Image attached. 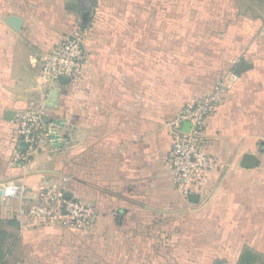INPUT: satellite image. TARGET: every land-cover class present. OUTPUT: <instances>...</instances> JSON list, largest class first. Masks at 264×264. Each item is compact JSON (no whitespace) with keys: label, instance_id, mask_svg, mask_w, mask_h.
<instances>
[{"label":"crops","instance_id":"crops-1","mask_svg":"<svg viewBox=\"0 0 264 264\" xmlns=\"http://www.w3.org/2000/svg\"><path fill=\"white\" fill-rule=\"evenodd\" d=\"M249 11L242 0H0V214L7 239L15 235L8 263L239 264L249 249L236 226L250 201H264V15ZM77 28L88 52L80 79L47 84L42 60ZM241 62L253 67L205 121L216 167L191 203L167 161V124ZM24 111L42 114L47 127L28 161L16 122ZM246 154L257 168H242ZM12 184L21 196L5 192ZM46 188L90 206L95 228L34 217Z\"/></svg>","mask_w":264,"mask_h":264},{"label":"built area","instance_id":"built-area-1","mask_svg":"<svg viewBox=\"0 0 264 264\" xmlns=\"http://www.w3.org/2000/svg\"><path fill=\"white\" fill-rule=\"evenodd\" d=\"M85 39V31L77 28L44 57L41 75L47 84L59 83L62 78L74 82L80 79L88 59ZM237 79V74L230 72L218 83L214 94L184 107L167 124L172 139L167 161L173 172L174 183L185 198L197 194L208 179L209 172L216 167V161L203 146L205 121L217 108L221 94L230 89ZM16 122L18 136L26 145L25 160L28 161L46 136V121L40 113L24 111L17 115ZM187 123L191 125L189 131L184 129ZM24 190L21 185L12 184L5 192L18 197ZM31 214L46 224L78 231L92 230L97 221V215L90 206L78 199H68L63 191L54 188H46L41 192L39 204Z\"/></svg>","mask_w":264,"mask_h":264},{"label":"rangeland","instance_id":"rangeland-1","mask_svg":"<svg viewBox=\"0 0 264 264\" xmlns=\"http://www.w3.org/2000/svg\"><path fill=\"white\" fill-rule=\"evenodd\" d=\"M249 8V14L264 15V0H242ZM74 2V1H73ZM71 3L66 5L71 7ZM245 9V8H244ZM264 169V161L262 162ZM264 196V195H263ZM240 200V199H239ZM262 201V200H261ZM259 201V203L261 202ZM256 201L254 204L249 202L248 216L244 218L237 226L238 235L242 238V242L246 249L252 250L258 256L254 264H264V201L258 208ZM6 222L1 220L0 214V264H14L8 263L6 258L11 253L15 244V235L7 239ZM236 235V233H235Z\"/></svg>","mask_w":264,"mask_h":264},{"label":"water","instance_id":"water-1","mask_svg":"<svg viewBox=\"0 0 264 264\" xmlns=\"http://www.w3.org/2000/svg\"><path fill=\"white\" fill-rule=\"evenodd\" d=\"M84 16V15H83ZM86 18L88 16V13L85 14ZM85 18V19H86ZM87 20V19H86ZM85 20V21H86ZM20 23V21H19ZM253 66L247 62H241L236 70V74L237 75H240L242 74L243 72H246L248 70H250ZM63 81H68L66 78H62ZM14 116H15V112H7L6 113V120L8 121H12L14 119ZM185 127L186 128H189L190 127V124L187 123L185 124ZM24 144V143H23ZM25 146V144H24ZM264 148V147H263ZM259 165V159L254 156V155H250V154H246L244 155V158L242 160V163H241V166L242 168H245V169H254V168H257ZM3 195V192L0 190V196ZM66 197L68 199L72 198V196L70 194H67ZM188 200L189 202L191 203H197L199 202L200 200V196L198 194H191L189 197H188Z\"/></svg>","mask_w":264,"mask_h":264},{"label":"trees","instance_id":"trees-1","mask_svg":"<svg viewBox=\"0 0 264 264\" xmlns=\"http://www.w3.org/2000/svg\"><path fill=\"white\" fill-rule=\"evenodd\" d=\"M257 258L258 256L256 254L252 253L249 250H246L242 253L239 264H254Z\"/></svg>","mask_w":264,"mask_h":264}]
</instances>
